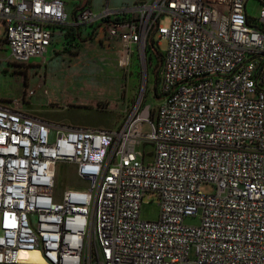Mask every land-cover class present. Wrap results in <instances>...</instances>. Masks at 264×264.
<instances>
[{"label": "built area", "instance_id": "built-area-1", "mask_svg": "<svg viewBox=\"0 0 264 264\" xmlns=\"http://www.w3.org/2000/svg\"><path fill=\"white\" fill-rule=\"evenodd\" d=\"M247 1L76 9L120 39L125 69L168 39L154 115L138 104L115 128L29 111L37 87L7 99L0 75V263L36 264L20 255L37 249L42 264H264V0L257 18ZM68 19L63 0H0V63L43 56ZM59 162L80 181L58 188Z\"/></svg>", "mask_w": 264, "mask_h": 264}, {"label": "rangeland", "instance_id": "rangeland-1", "mask_svg": "<svg viewBox=\"0 0 264 264\" xmlns=\"http://www.w3.org/2000/svg\"><path fill=\"white\" fill-rule=\"evenodd\" d=\"M63 1L69 18H71L72 12L84 3H89L95 10H98L105 4L111 7L129 6L141 0ZM260 10L261 4L258 0L247 1V11L252 17L257 18ZM170 18V14H165L161 18V23L169 25ZM4 30V21L0 20V37L4 35ZM167 47L168 39L162 38L160 52H165ZM151 52L152 58H147L145 65L140 59L137 49H134L128 69L117 66L118 68L111 72H100L95 69L89 70V73L84 70L68 72L65 67L59 64L53 68L48 66L46 69L42 56L32 57L31 65L26 64L25 67L2 61L0 63L1 92L4 98L16 99L23 94L25 88H29V85L36 86V92L29 96L24 103L25 109L66 124L115 128L122 124L134 106L140 104V110L146 112L150 110V115L153 116L162 100V61L159 60L161 63L156 66L158 59L162 56L155 51ZM7 55V48L2 44L0 58ZM54 61L62 62L63 60L58 57ZM150 147L146 146L147 149ZM79 181L71 164L59 162L58 188L64 187L67 183H78ZM201 188L205 192H212L215 189L214 185L210 183L202 184ZM152 196L154 200L150 199ZM152 196L146 198L142 205L144 218L155 219L158 217L159 199L153 194ZM186 220L193 223L199 221L193 217H187ZM190 255L191 257L195 256L194 247L191 249Z\"/></svg>", "mask_w": 264, "mask_h": 264}, {"label": "crops", "instance_id": "crops-1", "mask_svg": "<svg viewBox=\"0 0 264 264\" xmlns=\"http://www.w3.org/2000/svg\"><path fill=\"white\" fill-rule=\"evenodd\" d=\"M86 4L90 5L84 3L80 7ZM74 12L64 24V30H55L53 41L42 56L46 69L48 66L53 68L56 64L62 65L68 72L84 70L89 73L92 69L111 72L118 68L119 59L123 54L120 39L112 36L102 22H77ZM58 57L63 61H54ZM69 97L72 98L71 95Z\"/></svg>", "mask_w": 264, "mask_h": 264}, {"label": "bare ground", "instance_id": "bare-ground-1", "mask_svg": "<svg viewBox=\"0 0 264 264\" xmlns=\"http://www.w3.org/2000/svg\"><path fill=\"white\" fill-rule=\"evenodd\" d=\"M20 258L29 259L36 264H42L43 262H45V259L42 256L41 252L37 249L22 252Z\"/></svg>", "mask_w": 264, "mask_h": 264}, {"label": "trees", "instance_id": "trees-1", "mask_svg": "<svg viewBox=\"0 0 264 264\" xmlns=\"http://www.w3.org/2000/svg\"><path fill=\"white\" fill-rule=\"evenodd\" d=\"M147 51H148V59L152 58V55H151V53H152L151 51H152V50H151L149 47H147ZM156 53H157V54L160 53L161 56H162V58L160 57V59H158V61H157V63H156V66H159L160 63H161V62H159V60L162 61V64H163V62H164V52H160V50L157 49Z\"/></svg>", "mask_w": 264, "mask_h": 264}, {"label": "flooded vegetation", "instance_id": "flooded-vegetation-1", "mask_svg": "<svg viewBox=\"0 0 264 264\" xmlns=\"http://www.w3.org/2000/svg\"><path fill=\"white\" fill-rule=\"evenodd\" d=\"M24 67H25V65H24Z\"/></svg>", "mask_w": 264, "mask_h": 264}]
</instances>
